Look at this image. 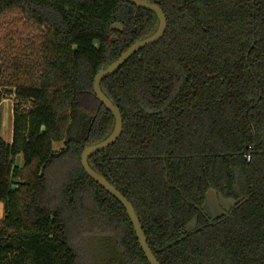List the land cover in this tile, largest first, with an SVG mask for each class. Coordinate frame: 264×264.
<instances>
[{"label": "trees", "instance_id": "trees-1", "mask_svg": "<svg viewBox=\"0 0 264 264\" xmlns=\"http://www.w3.org/2000/svg\"><path fill=\"white\" fill-rule=\"evenodd\" d=\"M148 1L167 29L101 82L123 130L89 164L161 264H264V0ZM11 11L38 26V77L14 86L12 142L0 133V264H150L81 157L115 125L96 74L157 15L126 0H0V19ZM6 77L0 65V103ZM211 189L236 203L210 217Z\"/></svg>", "mask_w": 264, "mask_h": 264}, {"label": "rangeland", "instance_id": "rangeland-1", "mask_svg": "<svg viewBox=\"0 0 264 264\" xmlns=\"http://www.w3.org/2000/svg\"><path fill=\"white\" fill-rule=\"evenodd\" d=\"M37 45L38 26L36 24L26 21L19 11L7 12L2 16L0 19V65H3L4 73L7 76V87L4 89L6 99L2 101L0 108L8 106V113L6 118H3L2 122L0 121V133L5 141L13 137V113L11 110L16 101L13 93L14 86L26 84L31 82L34 76L38 77V58L36 50L33 51ZM6 125H9L10 128L8 129ZM8 137L10 138L8 139ZM54 147L59 149L60 142H55ZM17 161L21 163L22 156H19ZM214 198H217L218 202ZM229 204L231 205L230 201L217 196L216 191L211 189L207 194L205 210L210 217H214L223 209L226 211ZM193 227L192 223L189 229Z\"/></svg>", "mask_w": 264, "mask_h": 264}, {"label": "water", "instance_id": "water-1", "mask_svg": "<svg viewBox=\"0 0 264 264\" xmlns=\"http://www.w3.org/2000/svg\"><path fill=\"white\" fill-rule=\"evenodd\" d=\"M134 5H136L139 8H143L149 11H152L155 13L159 19V24L157 30L150 36L145 37L141 40H138L137 42L133 43L121 56L119 59H117L115 62H113L108 67L100 70L94 79V92L97 96V98L106 106V108L113 114L115 118V125L113 128V131L111 134L105 138L104 140L95 143L90 144L85 147L81 162L82 166L85 169V171L88 173V175L96 181L98 184H100L106 191H108L112 196H114L126 209L129 218L133 224L134 230L136 232V236L138 238V241L140 243V246L142 250L145 253V256L150 264H161L156 256L153 254L151 248L148 245L147 238L145 236V233L143 231L142 225L140 223L139 217L131 204V202L116 188L114 187L104 176H102L100 173H98L96 170L92 168V166L89 164V157L94 155L97 152L103 151L113 143H115L118 138L120 137L122 130H123V118L122 114L120 112V109L118 106L106 95V93L101 88V82L115 74L119 69L123 67V65L139 50L143 49L144 47L153 44L160 40L166 29H167V19L166 15L163 12L162 8L158 6L155 3H152L148 0H126ZM114 30H123V25L120 23H114L111 27ZM217 196H220L217 194ZM223 198L222 196H220ZM216 202H218L217 198H214ZM224 199V198H223ZM227 201H230L231 205L229 204V207H227V210L224 209L220 211L216 216L225 214L227 211L231 209V207L236 203L233 199H225ZM208 203V202H207ZM209 204V203H208ZM211 207V206H210ZM213 209V207H211Z\"/></svg>", "mask_w": 264, "mask_h": 264}, {"label": "crops", "instance_id": "crops-1", "mask_svg": "<svg viewBox=\"0 0 264 264\" xmlns=\"http://www.w3.org/2000/svg\"><path fill=\"white\" fill-rule=\"evenodd\" d=\"M6 99V98H5ZM2 103V102H1ZM0 103V105H1ZM11 112L13 113V119H14V108L11 110ZM8 113V106L2 107L0 108V121L2 122L3 118H6L5 116ZM2 118V119H1ZM7 126V125H6ZM5 127V124H4ZM3 127V129H4ZM7 128L9 129V125L7 126ZM10 137H8L9 139ZM13 140V137L10 140H6L7 142L11 143ZM63 146V142H60V147ZM59 147V148H60ZM4 217V203L0 200V220Z\"/></svg>", "mask_w": 264, "mask_h": 264}, {"label": "built area", "instance_id": "built-area-1", "mask_svg": "<svg viewBox=\"0 0 264 264\" xmlns=\"http://www.w3.org/2000/svg\"><path fill=\"white\" fill-rule=\"evenodd\" d=\"M248 159H250V156H248Z\"/></svg>", "mask_w": 264, "mask_h": 264}]
</instances>
